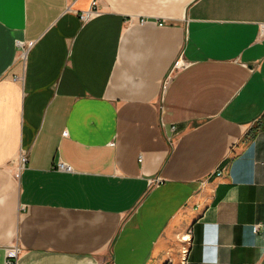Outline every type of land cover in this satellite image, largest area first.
Instances as JSON below:
<instances>
[{"label":"crops","instance_id":"0c3cea01","mask_svg":"<svg viewBox=\"0 0 264 264\" xmlns=\"http://www.w3.org/2000/svg\"><path fill=\"white\" fill-rule=\"evenodd\" d=\"M91 1L0 0V264H264V0Z\"/></svg>","mask_w":264,"mask_h":264},{"label":"built area","instance_id":"2783aa9c","mask_svg":"<svg viewBox=\"0 0 264 264\" xmlns=\"http://www.w3.org/2000/svg\"><path fill=\"white\" fill-rule=\"evenodd\" d=\"M97 1L98 0H92L90 3V6L88 9L81 11L78 15L79 18L82 22H86L87 20L91 19L92 17H94L95 15H97V13L99 12L97 9ZM144 20L140 19V23H143ZM161 25V24H159ZM260 35L263 36L264 35V24L260 25ZM18 47L21 48L23 51L26 48V45L22 44V43H17ZM23 55V54H22ZM185 62H183L182 60V56L180 55L178 57V60L175 63L174 67H181L182 65H184ZM166 83L167 81L164 82L163 84V88L166 87ZM21 157V161H23L25 159V157L23 155L20 154ZM56 168L57 169H63V170H70V166L66 165L65 163H63L62 161H57L56 163ZM220 174V172L218 173ZM160 181L159 177L156 178H150L148 180V184L150 186L156 184L157 182ZM260 228V224H255L253 225L252 229L254 232H257ZM180 240L184 243L181 248H180V255H181V259L179 264H186L187 262V254L188 251L190 249V240L186 237V236H182L180 238ZM17 252H18V248L11 246L6 250V259H5V264H12L13 261L15 260L16 256H17Z\"/></svg>","mask_w":264,"mask_h":264},{"label":"bare ground","instance_id":"6f19581e","mask_svg":"<svg viewBox=\"0 0 264 264\" xmlns=\"http://www.w3.org/2000/svg\"><path fill=\"white\" fill-rule=\"evenodd\" d=\"M19 160H21V157L19 156Z\"/></svg>","mask_w":264,"mask_h":264}]
</instances>
